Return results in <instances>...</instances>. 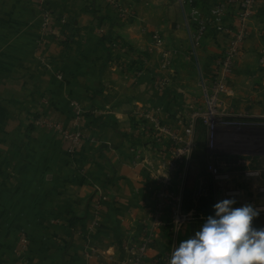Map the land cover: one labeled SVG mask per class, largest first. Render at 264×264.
Masks as SVG:
<instances>
[{"label": "crops", "instance_id": "1", "mask_svg": "<svg viewBox=\"0 0 264 264\" xmlns=\"http://www.w3.org/2000/svg\"><path fill=\"white\" fill-rule=\"evenodd\" d=\"M197 4L209 10L208 0ZM50 6L54 33L44 35L38 0H0V264H14L23 233L28 264H124L153 211L151 169L161 165L155 141L131 135L133 112L158 108L175 126L202 103L199 75H214L229 35L211 30L195 62L188 7L179 0H50ZM235 15L228 14L230 25ZM248 26L223 100L234 115L256 123L241 131L257 137L264 135V0ZM164 54L172 63L162 70ZM158 77L168 79L165 88ZM74 101L86 134L71 152L33 119L46 115L73 127ZM197 147L187 181L195 156L205 154ZM251 157L259 174L214 182L215 203L229 189L239 191L238 202L264 203V153ZM197 167L195 176L205 170ZM99 187L108 200L92 226ZM170 231L159 234L147 264H164L157 261L165 260Z\"/></svg>", "mask_w": 264, "mask_h": 264}, {"label": "built area", "instance_id": "2", "mask_svg": "<svg viewBox=\"0 0 264 264\" xmlns=\"http://www.w3.org/2000/svg\"><path fill=\"white\" fill-rule=\"evenodd\" d=\"M179 1L188 7L187 20L192 32L189 56L195 62H199L200 50L211 30L227 33L229 35L228 47L223 56L217 60V67L211 78L200 71L199 86L203 92L202 103L192 109L190 113L180 117L175 126H170L164 121L158 108L138 106L133 112L136 123L130 130L131 135L133 137L146 135L155 141L156 151H159L161 158V165L151 169L152 194L155 201L153 211L143 223L144 234L140 242L130 244L127 247L130 256L123 261L124 264H147L149 251L156 245L159 234L166 227L170 228L176 236L190 222H195V220L205 222L206 217L196 208L200 199L209 196L211 191L215 189L214 182L231 180L239 173L248 176L259 174L252 168L251 151H224L221 149V142H217V138H221L222 134L224 137V135H228L227 132L234 131L247 137L245 139H254L252 135L242 133L241 130L253 128L256 123L246 121L227 110L223 99L224 95L231 91L228 84L229 79L234 73L243 45L250 35L248 21L255 15L260 0H208L209 10L207 12L197 4V0ZM38 4L41 11L43 34H53L54 15L50 0H38ZM232 10L235 11L236 15L234 23L230 25L227 22V16ZM62 21H66L65 17ZM39 46H43L41 41ZM262 62L264 63V57ZM171 63V56L164 54L160 69H168ZM156 83L161 88H165L168 79L158 77ZM72 106L75 113L73 127L65 126L46 115L35 116L33 124L36 128L59 134L70 144V151L75 152L86 133L81 129L83 119L81 105L74 101ZM201 123L207 128L208 140L212 143V145L208 144V175L197 177L194 198L196 205L195 208L186 210L184 208V188L194 150L197 146L198 128ZM219 188L220 190L223 189L221 186ZM99 191L100 193L94 199L92 226L98 224L101 210L108 200V196L101 192L100 187ZM224 192L228 198L236 197L239 194L236 189H229ZM251 203L264 208V203ZM242 204L245 203L237 201L236 206ZM29 244L28 235L23 233L19 245L14 250V264H28ZM174 248L175 245L172 246L171 253ZM91 251L86 253L88 257L92 256ZM158 260V263L164 261L163 258Z\"/></svg>", "mask_w": 264, "mask_h": 264}, {"label": "clouds", "instance_id": "3", "mask_svg": "<svg viewBox=\"0 0 264 264\" xmlns=\"http://www.w3.org/2000/svg\"><path fill=\"white\" fill-rule=\"evenodd\" d=\"M236 205L235 197L217 202L201 229L173 250L169 264H264V227L253 224L264 208Z\"/></svg>", "mask_w": 264, "mask_h": 264}, {"label": "rangeland", "instance_id": "4", "mask_svg": "<svg viewBox=\"0 0 264 264\" xmlns=\"http://www.w3.org/2000/svg\"><path fill=\"white\" fill-rule=\"evenodd\" d=\"M227 134L228 135H224V137L222 134L221 138L220 137L217 138V142H221V149L222 150H224V151L234 150V151H243V152L251 151L252 153H254V152H257V153L260 152L261 153V151H262V153H264V135H261V136L258 135L257 137H254L252 135L254 137V139L248 140V139H245L247 137H245L241 134L239 135L238 132L231 131V132H227ZM215 141H216V139H215ZM210 144L212 145L211 141L209 140V145ZM209 153H210V148H209ZM203 164H204L203 161L201 162L200 160L195 159L192 166L194 169L195 168L198 169L197 165L199 167L202 166L201 168H203ZM194 169H192V171L190 170L188 181L185 183L186 194L189 191L191 192V188L194 187L195 182L197 183V181H195V179H197V175L195 176ZM222 199H223V195L217 194L218 202ZM257 221H258V223H257ZM203 223L204 222H202L201 220H195V222H190V223L186 224L182 228V230L179 231V233L176 236L172 231H170V238L168 240L169 246L167 248V251L163 255L165 257L164 264H169V261H170L171 255H172V253H171L172 246L175 245V248H176L183 241V240H180V236L181 237L189 236V238H190L191 236H193L195 234L196 231L201 229ZM253 224L256 227L259 225L264 226V214H260V216L253 221ZM170 253H171V255H170Z\"/></svg>", "mask_w": 264, "mask_h": 264}, {"label": "trees", "instance_id": "5", "mask_svg": "<svg viewBox=\"0 0 264 264\" xmlns=\"http://www.w3.org/2000/svg\"><path fill=\"white\" fill-rule=\"evenodd\" d=\"M199 127L200 128L202 127L203 130L199 131L201 133L198 135V139H197V141H198L197 150L198 151L199 150L202 151V148L205 147V154H204V156H201V157L198 154L195 157H196V159L200 160L201 162L202 161L204 162L203 169H205V170L201 171L200 174L197 177H199L201 175H208V173H207V156H208V152H207V147H208L207 133L205 132L206 129H205V126L203 125V123H201ZM195 189L193 191L191 190V192L189 191L186 194L187 195V200H186V205H185V209L186 210H191L192 208H195V205H196V203H194L195 192H196ZM215 204L216 203H215V199H214V194L211 191V194L209 196L202 197L200 199V203L198 204L196 209L206 217L208 215L214 214V207L213 206ZM257 223H258V221H257ZM188 238H189V236H187V237H181L180 236V240H185V239H188Z\"/></svg>", "mask_w": 264, "mask_h": 264}]
</instances>
